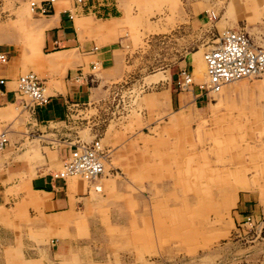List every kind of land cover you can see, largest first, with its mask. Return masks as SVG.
<instances>
[{"label":"rangeland","instance_id":"374dc122","mask_svg":"<svg viewBox=\"0 0 264 264\" xmlns=\"http://www.w3.org/2000/svg\"><path fill=\"white\" fill-rule=\"evenodd\" d=\"M14 2L0 0V26L24 45L31 15L20 22L17 11L27 4ZM126 5L124 23L89 34L96 45L109 40L120 48L113 51L114 65H84L83 72L98 80L88 103L71 106L65 121L49 124L47 133L25 127L29 114L17 101L12 118L0 117L7 138L0 166L10 154L13 162L28 164L19 190L23 180L58 169L56 148L93 138L107 152L102 179L111 178V186L86 203L85 183L78 206L54 224L22 199L0 205V264H264V76L226 84L219 93L198 87L201 55L224 30L245 31L264 44V0ZM188 57L200 97L194 105L190 85L177 84L186 103L170 107L163 92L168 71ZM236 83L248 88L219 101ZM50 129H61L60 136ZM35 144L40 157L23 154ZM240 198L249 200L244 211Z\"/></svg>","mask_w":264,"mask_h":264},{"label":"crops","instance_id":"0c3cea01","mask_svg":"<svg viewBox=\"0 0 264 264\" xmlns=\"http://www.w3.org/2000/svg\"><path fill=\"white\" fill-rule=\"evenodd\" d=\"M14 1V4H27V8L25 6L17 11L18 20L21 22L22 17L31 15V22L28 23L29 36L24 45L13 33L3 34L5 29L0 26V55L4 56L3 61L0 59V78L6 79L0 86V117H13L10 108L17 107L13 104L17 100L14 92L16 77L27 72L34 73L31 69H35L40 74V81L46 89L47 100L41 105L26 107L29 115L24 125L29 131L38 133L43 128L47 133L49 124L65 121L71 106L88 103L93 97L97 84L94 86L92 82L95 80V83H98V80L95 79L94 73L83 72L84 65L91 70V66L95 64L103 66L115 64L116 56L114 57L113 51L120 48V43L104 40L100 45H96L95 39L89 34L98 35L103 31L109 33L114 30L112 28L116 26L115 23H124L127 16L122 10L126 8L129 0H83L80 4H74L73 0H53L48 6V12L41 14L38 7L44 0ZM31 1L35 3L33 7L29 5ZM75 16L78 17L74 19ZM262 46L264 47V44ZM193 63L198 67L197 70L201 68L198 53H194ZM23 70L26 71L22 72ZM79 70L82 73L81 76H78ZM182 70L188 71L191 75L190 57L183 59L182 65L177 64L175 72L174 70L168 71L169 82L167 90L163 92L169 96L170 107L179 105L182 107L186 103L187 96H184L176 86ZM202 75L204 82V72ZM194 87L190 85L191 92L189 93H192L193 103L196 105V99L200 96ZM247 88L248 85L241 83L227 86L218 100L226 99L234 91L233 89H243L242 92H244ZM160 97L164 98V95ZM16 115L14 113V117ZM186 115L182 113L180 117ZM50 131L48 133L54 135L52 137H58L61 134V129H50ZM47 146L51 147V145ZM28 147L23 151L24 155L40 157L36 144L32 145L30 150ZM71 147L72 142H67L66 148H56V157L60 162ZM48 155H53V152ZM11 159L12 154L0 166V205L8 208L22 199L37 207V211L46 216L45 222L50 224L58 223L63 218L62 213L66 212V215H70L72 209L78 206L76 199L82 198L81 192L84 190L85 183L88 186L86 190L88 196L85 197L87 203L94 199L98 200L99 192L104 187L108 189L112 182L111 178L103 180L104 176L95 180H84L77 177L55 178L52 176L54 171L52 169L41 175L36 174L29 180L23 178L25 179L22 183L24 190H19L21 175L28 171V164L23 161L13 162ZM100 179L104 182L98 183ZM238 200V204L242 207L240 211H244L246 202L249 200L241 198ZM58 214L60 216H57Z\"/></svg>","mask_w":264,"mask_h":264},{"label":"built area","instance_id":"2783aa9c","mask_svg":"<svg viewBox=\"0 0 264 264\" xmlns=\"http://www.w3.org/2000/svg\"><path fill=\"white\" fill-rule=\"evenodd\" d=\"M53 0H44L39 4V13H47ZM83 0H73L80 4ZM30 7L35 5L29 2ZM32 9V8H31ZM95 49V47H93ZM204 64L205 81L198 85L204 93H217L226 83L240 78H256L264 74V47L256 44L243 31H223L215 46L205 50L201 55ZM3 61L4 56L0 55ZM94 65L91 66L93 69ZM79 75L82 73L79 70ZM178 86L186 88L193 82L190 73L182 70L179 73ZM76 76V77H78ZM6 79L0 78V86ZM14 92L17 103L24 108L41 105L46 102L47 94L40 78L32 72H27L14 80ZM23 97L28 102H25ZM15 101V102H16ZM7 145V138L0 133V152ZM107 152L100 144V139L93 138L89 142L75 140L67 155L61 159L60 166L52 176L64 179L76 176L84 180H93L104 173ZM249 221V218H246ZM246 220V221H247ZM264 261V251L262 253Z\"/></svg>","mask_w":264,"mask_h":264},{"label":"bare ground","instance_id":"6f19581e","mask_svg":"<svg viewBox=\"0 0 264 264\" xmlns=\"http://www.w3.org/2000/svg\"><path fill=\"white\" fill-rule=\"evenodd\" d=\"M228 31H236V30H228ZM244 32V31H243ZM93 69H95V66L93 67ZM261 76H264V74H262ZM243 79H248V78H240V79H237V80H233V81H230V82H228V83H226V84H229V83H232V82H237V81H240V80H243ZM225 84V85H226ZM224 86V85H223ZM223 86L221 87V89L223 88ZM221 89L217 92V93H219L220 91H221ZM45 94H46V89H45ZM6 137V136H5ZM104 170H105V164H104ZM101 176H103V174L101 175ZM100 176V177H101ZM70 177H76V176H70ZM100 177H96V178H94L93 180H95V179H97V178H100ZM78 178V177H77Z\"/></svg>","mask_w":264,"mask_h":264}]
</instances>
